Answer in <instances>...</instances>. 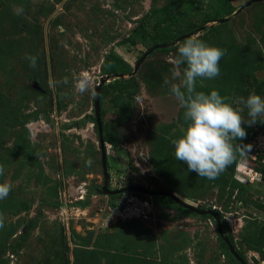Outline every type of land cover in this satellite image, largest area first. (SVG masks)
Returning a JSON list of instances; mask_svg holds the SVG:
<instances>
[{"label": "rangeland", "instance_id": "rangeland-1", "mask_svg": "<svg viewBox=\"0 0 264 264\" xmlns=\"http://www.w3.org/2000/svg\"><path fill=\"white\" fill-rule=\"evenodd\" d=\"M249 1L0 0V183L12 186L0 200V264H243L210 214L139 190L94 191L103 184L93 119L101 78L109 189L163 190L212 208L237 254L264 264V123L242 125L247 135L234 143L251 148L215 180L189 172L172 144L186 128L171 91L186 39L226 50L220 75L198 78L197 91L218 90L246 120L241 98L264 97V0ZM156 44L168 45L133 74ZM26 56L37 57L35 68Z\"/></svg>", "mask_w": 264, "mask_h": 264}, {"label": "clouds", "instance_id": "clouds-1", "mask_svg": "<svg viewBox=\"0 0 264 264\" xmlns=\"http://www.w3.org/2000/svg\"><path fill=\"white\" fill-rule=\"evenodd\" d=\"M177 47L174 63L185 67L182 71L173 69L172 79H179L180 82L172 83L171 91L180 107L185 109L186 128L179 138L172 140L175 158L184 162L189 172L215 180L234 162L238 151L243 154L251 148V145L234 141H242L246 137L244 123L249 126L257 121L264 123V97L253 92L246 99L241 98L240 103L248 110L246 120L241 114L243 109L228 103L218 90L214 89L209 94L196 90L198 78L214 79L220 75L219 62L226 50L211 46L196 36L179 43ZM25 58L30 67H36V56ZM165 82L169 83L167 78ZM89 87L90 82L83 78L77 85L81 94ZM86 164L90 166L91 159ZM4 171V166L0 165V176ZM11 187L7 182L0 183V200L7 198ZM3 227V217L0 216V228Z\"/></svg>", "mask_w": 264, "mask_h": 264}, {"label": "water", "instance_id": "water-1", "mask_svg": "<svg viewBox=\"0 0 264 264\" xmlns=\"http://www.w3.org/2000/svg\"><path fill=\"white\" fill-rule=\"evenodd\" d=\"M254 0L249 1V3H251ZM224 19H220V21H223ZM187 35H182L178 38V40H182L183 38H185ZM168 44H156L152 47H150L136 62L135 67H134V72L138 69V67L140 66V64L142 63V61L145 59V57L147 55H149L152 51H154L157 48H162L167 46ZM105 79L101 78L100 81L96 84V87L94 89V94H93V109H94V116L93 119L96 123L97 126V132H98V139H99V144H100V150H101V164H102V171H103V184L100 188H95L94 191H96L97 193L100 194H105L108 196L120 193V192H124L127 190H139V191H143L146 193H149L151 195H166L167 197L171 198L172 200H174L176 203H178L181 207L188 209L192 212H196V213H200V214H210L214 217L215 221H216V225H217V231L218 234L220 235V237L223 239V241L226 243V245L229 247L230 251L234 254V256L243 264H247L235 251L234 247L232 246V244L230 243V241L228 240V238L224 235L223 233V229L221 226V222H220V216L218 214L217 211H215L212 208H204V209H200L198 207H195L194 205L183 201L178 195H176L175 193L172 192H168V191H163V190H150V189H146L143 188L141 186H127L124 188H120V189H109L108 184H109V173L107 170V159H106V150H105V142H104V138H103V124H102V119H101V105H100V90L102 85L104 84ZM93 190L90 191L89 195L91 194ZM88 195V196H89ZM137 206H139L140 208L142 207V209H145V206H142L141 204H137ZM237 245L240 249H242V246L240 245V243L237 241Z\"/></svg>", "mask_w": 264, "mask_h": 264}, {"label": "trees", "instance_id": "trees-1", "mask_svg": "<svg viewBox=\"0 0 264 264\" xmlns=\"http://www.w3.org/2000/svg\"><path fill=\"white\" fill-rule=\"evenodd\" d=\"M126 82H127L126 79H114V80H113V83L111 84V86L115 87V86H119V85H124ZM101 94H102V88H101V90H100V96H101ZM88 119H89V117L85 116V117H83L82 119L78 120L77 122H73L72 124H73L74 126H80V125L84 124L86 121H88ZM90 191H91V190H90ZM90 191H89V192H90ZM154 196L156 197L157 195H154ZM162 196L167 197L166 195H162ZM157 197H158V196H157ZM88 202H89V196L87 195L85 201H84L83 203H78V204H79V206L84 207V206H86V205L88 204ZM110 204H111V205H114V202L111 201ZM186 210H187V211H190V210H188V209H186ZM190 212H192V211H190ZM212 217H213V216H212ZM213 218H214V217H213ZM218 238H219V241H220L223 245L226 244V243L223 241V239L220 237L219 234H218Z\"/></svg>", "mask_w": 264, "mask_h": 264}]
</instances>
